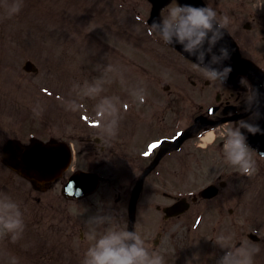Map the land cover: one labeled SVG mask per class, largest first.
<instances>
[{"label": "rangeland", "instance_id": "obj_1", "mask_svg": "<svg viewBox=\"0 0 264 264\" xmlns=\"http://www.w3.org/2000/svg\"><path fill=\"white\" fill-rule=\"evenodd\" d=\"M11 2L12 0H8L9 4ZM3 5L4 0H0V147L9 141L5 139L18 138L19 133H22V130L26 129V126L32 121L34 124L38 123V127L45 128V133L48 135L55 138L67 136L73 139L75 144L83 145L81 138L85 137L84 128L90 127L86 126L85 122L80 119V113L83 112L81 106H78L71 98L67 99L68 96H72L74 100L84 102L87 98L94 97L85 95V86L102 80L90 77L87 81L81 83L72 77L65 79L64 68L60 67V73L56 69L55 63L59 62L60 58L56 59L52 65H47L41 61L36 62L33 57H29V54L36 55L39 59L44 60H52L57 56L60 57V55L63 58L67 56L71 59V63L68 67L65 62L59 63L63 67H67L68 70L69 68L79 70L82 65L83 70L90 69L95 72L94 75H97L102 70L100 64L105 63L107 59H112V57L109 52L104 49L106 53L103 50V48H107L106 46H101V49L97 43L90 41L95 38L103 44L115 46L116 51L118 49L121 54L122 61L132 60L134 64L136 60H140L148 65V46L150 44H148L149 35L146 24L148 3L145 0H23V7L20 12L11 17L8 16ZM218 6H222V4L220 3ZM228 6L231 7L229 8L231 13L228 17V24L231 27L229 30L240 46V52L264 72V0H228ZM53 12L58 15L66 13L70 15L68 16L69 20H66V18L58 20L51 16ZM250 20H253V22ZM246 21L251 22L250 31L244 30L243 24ZM70 24L74 26L78 34L71 30ZM68 29L69 31H67ZM69 37L73 40L83 41L78 44L75 42L70 47ZM57 42L59 43L58 47H56ZM40 44H42L41 47H39ZM55 44L56 46H54ZM25 49H28L26 52L29 54L22 53ZM138 49L142 51H138ZM169 53L164 50L151 52V54L156 55H173V53ZM75 56H77L76 60H82L81 63L75 64ZM28 59L34 62L38 68V73L31 76L24 74L19 69L15 80H11L15 85H10V88L6 89L4 86L7 85V81L4 78L13 79L8 76L11 73L9 68L14 67L18 70V67L20 68L23 62ZM176 59L180 58L176 57ZM90 61L94 63L87 65ZM85 66L87 68H84ZM143 70L148 71V66L147 69L143 68ZM143 70L137 67L132 68V65L127 64V67L122 70L120 82L117 84L122 90L121 93L130 92V88H134L133 91L142 88L141 92L143 93L144 89L148 88L144 75H139L144 72ZM117 73V69L114 68L111 74L116 75ZM104 77L103 94L111 98L112 95L109 93H112V89H114L112 85L113 77ZM125 80L130 82H125ZM41 89L47 90L43 92ZM32 100L33 103H31ZM21 103L27 105L24 110L17 107ZM66 103L68 106H64ZM86 103L88 104L83 107L84 110H95L92 101L88 100ZM4 104L9 105L11 109L8 115L14 117L6 122H2ZM69 107L71 111L69 113L65 112L64 108ZM40 114H42L41 118L39 117ZM69 114L70 116H68ZM20 115L26 116L25 125L17 118ZM138 120L141 121V118H138ZM125 126L130 128L135 126V122H129L128 120V124ZM142 128V135L138 136V138L141 137L138 141L140 144L148 142V126L145 124ZM82 157L84 161L90 159L85 146ZM2 159L3 157L0 155V173H6L7 176L2 175V177L0 175V190H2L0 194H6L18 204L22 203L20 206L24 213L25 230L22 237L16 242L7 239L0 244V264H10L13 257L21 259L22 256L28 264H34V256L29 258L28 254L43 245L42 242L37 241V239H40V235L48 236L45 231L50 227L49 218L52 214L50 210L54 207H47L43 215L38 209L40 205L36 206V209L32 206L35 205V202L30 199L35 198L36 195L35 192L31 193L26 182L23 186V194L19 190V192L14 190V187H12L13 181H11L12 179L17 180L18 183L24 182L21 179L10 177L7 183L9 185L5 184V178L9 176V173L6 169L2 173ZM113 165L114 162L111 158L105 160L106 168L103 173L101 172L102 176H107ZM204 181L202 179L201 183ZM19 188L20 186L17 187V189ZM262 192L264 193V191ZM55 194L58 195V191ZM55 199L56 202L53 201L52 204L58 203L56 197ZM152 204L154 206L155 203ZM253 207L250 205L248 210L254 211L251 210ZM40 217L44 218L41 219ZM151 218L156 221L155 216H151ZM61 229L62 227L58 228L57 231ZM154 234L155 231L151 233V238ZM141 237L148 243V232L141 235ZM1 248L5 251L6 259H4ZM12 250L17 254H12ZM76 257L80 262L79 253Z\"/></svg>", "mask_w": 264, "mask_h": 264}, {"label": "clouds", "instance_id": "obj_2", "mask_svg": "<svg viewBox=\"0 0 264 264\" xmlns=\"http://www.w3.org/2000/svg\"><path fill=\"white\" fill-rule=\"evenodd\" d=\"M3 6L11 17L20 12L23 0H12L10 4L4 0ZM228 23L227 17L218 19V13L212 7L177 3L164 18L153 21L149 26V35H159L172 46L179 44L195 57L196 67L207 80L224 84L232 72L231 65L225 64L231 59V52L220 43ZM108 70H112L110 66ZM102 92L103 81L88 84L84 89L85 95L100 97L96 114L90 118L99 121L100 139L108 143L117 134L121 113L118 100L101 97ZM260 95L258 89H249L244 107L251 113L250 118L233 122L225 136V159L245 175H251L256 168L247 142L248 135H264V130L254 122L261 118ZM140 99L143 102V95ZM260 159H264V154L260 155ZM91 222L98 228L105 224L111 226L103 229L95 243L84 251L81 264H165L164 257L136 231L121 229L115 215L98 214L91 218ZM24 230V213L20 204L6 194H0V242L6 239L16 242ZM259 251L260 247L252 242L240 247L233 245L225 251L218 264H254L253 258ZM10 264H18L17 259L13 257Z\"/></svg>", "mask_w": 264, "mask_h": 264}, {"label": "flooded vegetation", "instance_id": "obj_3", "mask_svg": "<svg viewBox=\"0 0 264 264\" xmlns=\"http://www.w3.org/2000/svg\"><path fill=\"white\" fill-rule=\"evenodd\" d=\"M189 79L192 86V91L189 95L186 94L182 89L174 86L171 88L164 87V89L167 91V94L169 93L171 100L176 101L177 103L185 100L189 102L190 105L194 106L196 102H198V100H202L204 102H210L213 100V104H211L209 107H204L203 105H201L202 107L198 106L197 108V115L204 117L208 122L203 124L209 125V123L218 122L221 119L233 120L229 123H226L227 127H225L223 132L219 133L220 135H217V140H214L215 143L213 144V146L217 145L216 150L218 152H224L225 136L228 128L232 126L233 122L246 120L251 116V113L245 111L244 107V102L249 94L250 85L248 84L247 80H244L242 78H235L234 80L226 81V83L224 84H219L207 80L201 71L193 72L191 78ZM183 103H181L182 105L180 108L184 113ZM212 107L216 108V110L210 115L208 114L207 109ZM164 118V113L154 115L152 112H148V119L154 121L155 125L158 122H162ZM205 126H201V124L199 123L198 127L196 128V133L200 132ZM89 140L90 139H87L86 143H88ZM98 141L100 140L93 138V142L97 143ZM88 148L93 151V147L88 146ZM8 149L9 147L7 146L6 152H8ZM100 149L103 150L102 148ZM1 151L5 152V149ZM180 153L189 155V152H185L184 148L181 147L177 152L172 154L171 159L177 158ZM260 155L256 156V153H253L252 155L253 159L256 162V168L255 171L249 176L254 180V182L252 183L254 189H257L260 183L264 181V175L262 176L260 174L261 172H264V159H260ZM121 158L123 159L122 156ZM181 161H183V159L178 160V163H180ZM237 173L238 172L235 171L234 175H238ZM238 179L239 178H236L237 182H239ZM220 193L221 191L218 192V195ZM242 194L243 192L236 193V198H234L235 194L232 192V189L226 192V194H222L223 200H219L222 204H219L218 207L220 208V210H222L223 207V211L227 212V215H225V217L222 216V211H217L213 208H211L213 210L212 215L204 213L209 212V210L205 208L211 207V203L216 201L215 198L212 200H196L193 204V206L196 207L193 209L192 213L187 215L185 214L179 217L180 219H183L182 221L184 222L182 234L181 231L179 232L181 234L180 238L185 243L192 242L196 245L193 251L185 254L189 259L195 260L187 264H218V261L227 250L226 247L231 248L233 245H235L236 247H240L241 245H246L249 242H252L255 245L261 244L259 253L256 254L253 258L254 264H261L262 252L264 253V241L258 240V238L254 235H259V230L264 229L263 224L260 223L259 226L255 222H252V227L249 228L245 226V221L243 219L241 221H236L234 219L236 215L234 214V210L232 209V203H235L236 207H241L242 203L244 202V200L241 198ZM163 196L171 198L172 200H174L175 198L164 193ZM190 208L191 205L188 206L186 213L189 212ZM238 211L242 212L240 208ZM217 217H222V219L218 221L216 220ZM193 219H198L199 221H201V223L202 221L206 222V224L203 226V229L211 228V230H198L195 232L190 231L189 229H187V225H190ZM191 232H193L194 238L192 241H188L186 240L189 238L187 237V235ZM261 233L262 236H264V231H261ZM212 236H215L218 239H212L209 241L205 240L206 238L211 239ZM237 238H242L245 241H236ZM79 239L82 242L84 241L81 231L79 232ZM180 264L185 263L180 262Z\"/></svg>", "mask_w": 264, "mask_h": 264}, {"label": "water", "instance_id": "obj_4", "mask_svg": "<svg viewBox=\"0 0 264 264\" xmlns=\"http://www.w3.org/2000/svg\"><path fill=\"white\" fill-rule=\"evenodd\" d=\"M152 1L155 4L154 10H153V15H154L156 13L158 7L162 3H164L166 0H152ZM180 1L182 2V4H186V3L189 4L190 3L193 6H201L198 0H180ZM222 42H224V45H226L229 48V50H231V57L233 60L230 59V64L233 66V68L244 73V74H248L251 78H256L257 77L256 71H254L251 67H249L245 63H242V62L238 61L237 59H235V57L232 53L231 46H230L229 42L227 41L225 35H224V39L222 40ZM61 160L62 159L58 156L54 157V159L51 162H49L48 159L43 158L41 160V165L45 166L48 169L50 165L56 167L59 163H61ZM34 164H37L36 159H33L32 157L25 159L24 165L22 168L23 174H25L28 177H31L32 174L30 172H31V168L33 166H35ZM60 169H61V167L58 169H55V173L58 174L60 172Z\"/></svg>", "mask_w": 264, "mask_h": 264}, {"label": "snow or ice", "instance_id": "obj_5", "mask_svg": "<svg viewBox=\"0 0 264 264\" xmlns=\"http://www.w3.org/2000/svg\"><path fill=\"white\" fill-rule=\"evenodd\" d=\"M178 135H179V134H178ZM152 147L155 148V147H157V145L154 144V145H152Z\"/></svg>", "mask_w": 264, "mask_h": 264}, {"label": "bare ground", "instance_id": "obj_6", "mask_svg": "<svg viewBox=\"0 0 264 264\" xmlns=\"http://www.w3.org/2000/svg\"><path fill=\"white\" fill-rule=\"evenodd\" d=\"M210 137H212V134H210V135L208 136V138H210Z\"/></svg>", "mask_w": 264, "mask_h": 264}]
</instances>
